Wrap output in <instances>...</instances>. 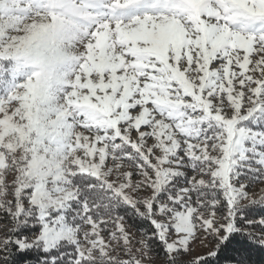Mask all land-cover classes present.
<instances>
[{
    "label": "snow or ice",
    "instance_id": "6c2138e0",
    "mask_svg": "<svg viewBox=\"0 0 264 264\" xmlns=\"http://www.w3.org/2000/svg\"><path fill=\"white\" fill-rule=\"evenodd\" d=\"M257 183L264 0H0V264H264Z\"/></svg>",
    "mask_w": 264,
    "mask_h": 264
},
{
    "label": "trees",
    "instance_id": "16d2710c",
    "mask_svg": "<svg viewBox=\"0 0 264 264\" xmlns=\"http://www.w3.org/2000/svg\"><path fill=\"white\" fill-rule=\"evenodd\" d=\"M257 214H264V212H261L260 209L255 210ZM126 224L129 225L130 227L134 228L135 232H139L141 228H147L148 224L144 221H141L139 218L133 216L130 212L128 213ZM252 231L259 232V229H252ZM153 249L155 251H159V248L155 243H153ZM155 251L152 252L155 255Z\"/></svg>",
    "mask_w": 264,
    "mask_h": 264
},
{
    "label": "rangeland",
    "instance_id": "374dc122",
    "mask_svg": "<svg viewBox=\"0 0 264 264\" xmlns=\"http://www.w3.org/2000/svg\"><path fill=\"white\" fill-rule=\"evenodd\" d=\"M257 189H260L261 192H264V184H260V183L254 184L252 187H250V188L248 189V191H249L251 194H253V195H259V192H257ZM126 226L128 227V230H129L130 232H132L137 238H139L140 232H135L134 228L130 227V226L127 225V224H126ZM104 235H105V238H107V233H106V232L104 233ZM210 246H211V245L209 244V247H210ZM137 247H138V245H137ZM194 249H195V251H197V252H203V251H205V249L202 248V247H200L199 244L194 245ZM149 255H151V256H155L152 252L149 253ZM146 264H147V262H146ZM153 264H159L158 260H154V261H153Z\"/></svg>",
    "mask_w": 264,
    "mask_h": 264
}]
</instances>
